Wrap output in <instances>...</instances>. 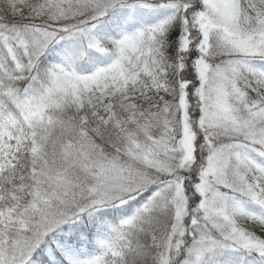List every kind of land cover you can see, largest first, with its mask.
Wrapping results in <instances>:
<instances>
[{"label": "snow or ice", "instance_id": "snow-or-ice-1", "mask_svg": "<svg viewBox=\"0 0 264 264\" xmlns=\"http://www.w3.org/2000/svg\"><path fill=\"white\" fill-rule=\"evenodd\" d=\"M0 264H264V0H0Z\"/></svg>", "mask_w": 264, "mask_h": 264}]
</instances>
